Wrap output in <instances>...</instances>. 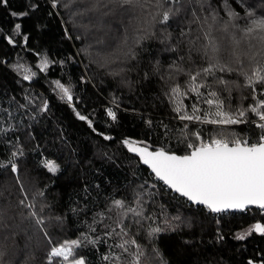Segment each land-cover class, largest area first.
Segmentation results:
<instances>
[{
  "label": "snow or ice",
  "instance_id": "6c2138e0",
  "mask_svg": "<svg viewBox=\"0 0 264 264\" xmlns=\"http://www.w3.org/2000/svg\"><path fill=\"white\" fill-rule=\"evenodd\" d=\"M49 3L51 10L47 15L61 17L65 39L73 40L75 33V40L88 41L80 53L101 68L119 66L118 71L110 70L114 78L124 80L125 71L131 70L127 67L129 61L139 64L140 53L148 41L158 40L165 52L173 54L167 69L156 60L151 75L146 71L144 78L158 77L165 86L161 103L167 101L172 113L170 123L178 125L177 143L185 146V152L181 155L170 146L150 148L144 141L123 138L120 144L138 158V164L147 167L151 180L115 190L122 191L119 198L114 191L104 194L102 201L71 209L79 215L91 208V221L85 220V231L79 239L57 243L48 229L53 222L62 224L63 218L50 214L47 186L29 187L30 182L21 178L19 167V160L25 155L21 137L29 144L35 139L33 125L50 114L49 99L25 89L21 99L13 97L6 105L0 102V144L15 148L6 164L0 162V169L10 170L15 178L18 196L14 207L23 220L42 234L41 242L47 248L46 264H89L83 251L99 253L101 247L105 251L97 264H170L158 242L163 234L178 232L186 221L179 214L170 215L164 204L157 203L161 190L212 215L217 225L224 214H245L255 208L264 215V10L256 12L245 0H44L43 6ZM8 4L9 0H0V6L7 8ZM41 7V0H24L23 11L9 10V14L23 20ZM117 17V31L123 27L117 52H106L105 41L96 40L102 47L96 48L93 55L94 46L89 41L93 30L103 31ZM40 19L37 17V21ZM174 29L179 30L178 35ZM13 31L22 41L13 36L3 37L9 45L29 42L22 23H15ZM36 55L40 73L49 72L50 65L57 63ZM58 63L63 65L65 61ZM13 69L23 70V81H33L37 76L36 71L22 63L13 65ZM81 83H87L84 77ZM50 84L79 121L86 122L103 140H113L94 127L90 115L79 110L82 99L70 80L53 79ZM248 100L251 102L246 103ZM119 110V97L113 96L111 106L104 108L105 115L115 123ZM144 123L150 131L156 130L151 119ZM160 124L161 134L169 140L174 129L163 121ZM241 125L255 130V141L251 132L241 136ZM42 168L50 174L61 172L58 163L49 159L43 161ZM84 195L86 200L91 197L87 185ZM12 207L0 205V228L9 226L6 217L12 218L8 217ZM253 233L264 236V223L251 224L233 239L243 242ZM216 239L224 240L219 228ZM191 243L184 241L186 245ZM5 255L0 248V260ZM247 264L254 261L249 259Z\"/></svg>",
  "mask_w": 264,
  "mask_h": 264
},
{
  "label": "trees",
  "instance_id": "16d2710c",
  "mask_svg": "<svg viewBox=\"0 0 264 264\" xmlns=\"http://www.w3.org/2000/svg\"><path fill=\"white\" fill-rule=\"evenodd\" d=\"M41 3L39 12L23 20L11 17L9 10L23 11L24 0H9L7 8L0 6V102L6 105L13 97L21 99L25 89L49 99L50 114L33 125L35 139L29 144L25 142V137H21L20 144L24 145L25 155L20 158L19 167L20 176L30 182L29 187L45 189L47 186L50 214L63 218L62 224L53 222L48 231L57 243H63L64 240L79 239L81 232L85 231V220L91 221V208L87 213L81 212L79 215L71 209L77 205L83 207L85 203L92 205L96 200L102 201L104 194L122 190L129 183L134 187L143 180H151L149 170L138 164V158L127 153L120 144L123 138L144 141L150 148L170 146L181 155L185 152V146L177 143L178 125L170 123L172 113L167 101L161 103L164 99L162 89L165 86L158 77H151L150 80L144 78L146 71L151 75L150 70L156 60H160L167 69L173 54L165 52L164 45L158 40L148 41L140 53L139 64L129 61L127 67L131 70L125 71L124 80L114 78L110 75V70L118 71L119 66L113 65L110 70L100 68L97 63L80 53L79 50L88 41L75 40V33L73 40L65 39L61 17H49L47 12L51 10L50 3L47 7L43 6L44 0ZM245 3L252 4L256 12L264 10V0H245ZM37 17L41 19L37 21ZM18 22L22 23V30L30 36V40L26 45H9L3 37L13 36L18 42L22 41V37H16L13 31ZM37 23L40 24L39 28L36 27ZM117 24L118 17L106 24L103 31L93 30V35L89 37L94 46L93 55L96 48L102 47L95 43L96 40L105 41L106 52H117L123 35V27L117 31ZM68 27L71 29V24ZM173 31L178 35V29ZM36 53L57 63L50 65L49 72L40 73ZM61 60L65 61L63 65L58 63ZM17 63L37 72L33 81L22 80L23 70L13 69V65ZM81 77L87 83H81ZM60 78L73 83L76 95L82 99V103L78 105L79 110L90 115L94 127L99 132L112 136L113 140L105 141L96 135L86 122L79 121L72 109L59 100L50 88V81ZM113 96L119 97L120 103L119 119L115 123L104 112L105 107L111 106ZM250 102L251 100L246 101ZM148 119L153 121L155 131L146 127L144 121ZM161 121L174 129L169 140H165L160 132ZM238 131L241 136L251 132L255 141L254 129L241 125ZM33 148L36 149L35 152L32 151ZM12 151H15L12 145L0 144V162L6 164ZM45 159L58 163L61 172L48 173L42 168ZM85 185L91 192V197L87 200L84 195ZM96 185H100V188L97 189ZM115 194L119 198L123 193L115 191ZM17 196L14 176L10 170L0 169V205L5 208L9 204L13 205L8 211V217L12 218L6 217L9 226L0 228V248L6 253L0 264H24L25 260H28V264H46L47 248L41 242L42 234H38L28 220L21 218L19 210L14 207ZM157 203L164 204L170 215L179 214L186 221L178 232L163 234L158 242L170 264H247L249 259L254 264H260L264 260V236L253 233L243 242L233 239L237 232L247 229L251 224L257 221L264 223V215L258 209L245 214H224L221 223L217 225L216 218L212 215L198 211L181 198L173 199L171 192L161 190ZM188 223L190 227L187 226ZM218 228L224 236L222 241L216 239ZM5 236L7 239H4ZM185 240L192 243L186 245ZM104 251L101 247L99 253L84 250L83 254L89 264H97ZM147 251L149 249L146 248Z\"/></svg>",
  "mask_w": 264,
  "mask_h": 264
},
{
  "label": "rangeland",
  "instance_id": "374dc122",
  "mask_svg": "<svg viewBox=\"0 0 264 264\" xmlns=\"http://www.w3.org/2000/svg\"><path fill=\"white\" fill-rule=\"evenodd\" d=\"M109 27H110V26H109ZM109 31H110V30H108V32H107V33H109ZM115 33H116V32H115ZM99 38H100V37H99ZM114 66H116V65H114ZM114 66H113V67H114ZM100 68H101V67H100ZM50 88H52V89H53V87H52V86H51ZM5 263H6V264H9L8 262H5Z\"/></svg>",
  "mask_w": 264,
  "mask_h": 264
},
{
  "label": "water",
  "instance_id": "95a60500",
  "mask_svg": "<svg viewBox=\"0 0 264 264\" xmlns=\"http://www.w3.org/2000/svg\"><path fill=\"white\" fill-rule=\"evenodd\" d=\"M144 166V165H143ZM146 167V166H145ZM147 168V167H146ZM253 209H255V208H253Z\"/></svg>",
  "mask_w": 264,
  "mask_h": 264
}]
</instances>
